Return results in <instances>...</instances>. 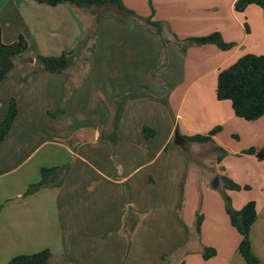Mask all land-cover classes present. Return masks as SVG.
<instances>
[{
    "label": "crops",
    "instance_id": "0c3cea01",
    "mask_svg": "<svg viewBox=\"0 0 264 264\" xmlns=\"http://www.w3.org/2000/svg\"><path fill=\"white\" fill-rule=\"evenodd\" d=\"M122 1L137 15L163 25L166 47L159 35L132 19L120 22L105 17L92 68L85 80H80L79 69L72 70L79 86L66 113L52 118L66 76L40 72L19 93L20 80L32 71L37 56L73 50L93 17L69 4L53 7L39 0H0L3 42L12 44L24 37L30 57L28 62L17 59L14 72L0 83V123L10 99L18 96V116L0 143V264L8 262L10 251L46 249L57 264H153L149 258L154 255L155 264H247L238 251L241 235L217 197L201 205L203 214H198L204 219L197 232L189 188L194 174L180 145L169 146L173 140L189 145L187 137L221 126L214 141L202 146L216 150L230 146L238 155L224 136L249 123L261 128L257 138L264 142V117L255 122L239 119L230 101L216 97L220 71L247 54L264 55L263 10L251 5L236 12L237 0ZM214 32L235 47L222 51L215 45L192 46L184 51L174 41V35L186 40ZM164 48L167 60L161 67ZM140 92L167 103L129 101L120 123L122 142L114 148L101 139L112 117L110 106ZM144 126L156 131L153 139L144 136ZM73 142L78 145L72 147ZM243 156L250 162L252 156ZM66 165L70 172L61 187L23 197L31 184L40 181L42 168ZM262 165L257 173L244 177L246 182L229 168L223 172L218 167L215 176L259 186L260 199L237 193L231 198L236 210L256 201L258 219L250 237L253 252L264 264ZM16 198L22 201L7 204ZM205 248L215 249L216 256L204 259Z\"/></svg>",
    "mask_w": 264,
    "mask_h": 264
},
{
    "label": "trees",
    "instance_id": "16d2710c",
    "mask_svg": "<svg viewBox=\"0 0 264 264\" xmlns=\"http://www.w3.org/2000/svg\"><path fill=\"white\" fill-rule=\"evenodd\" d=\"M151 2L152 0H148ZM39 2L49 5L58 6L69 4L76 9L89 12L93 17V23L86 28L85 35L77 46L60 56H37L34 67L25 78L20 80L19 93L29 85L31 80L40 72H47L53 75H65L64 91L61 103L55 112L50 116L56 118L66 113V109L72 94L76 91L79 84L74 82L72 70L79 60L83 63L84 73L78 71L81 76L80 80H85L86 75L93 66V55L99 43L100 22L107 16H113L118 21L132 19L140 26H145L162 38L164 47L168 40L164 36V27L160 22L153 21L152 18H143L134 11L125 6L122 0H39ZM251 5H257L263 10L264 0H237L235 3L236 12L243 13ZM174 41L184 51L192 46L215 45L222 51H229L235 47V44L228 43L224 40L219 32H214L203 37L188 38L180 40L174 35ZM19 58L30 60L29 45L24 37H19L12 44H5L2 40V29L0 26V83L4 82L15 70L16 60ZM167 55L164 48L161 67L166 64ZM216 97L219 101H230L235 117L248 122H255L264 117V55L247 54L238 59L233 65L219 72L216 87ZM135 99H150L159 101L163 104L166 100H156L144 92L133 93L115 100L110 108L112 117L108 126L101 135L102 140H108L114 147L122 142L120 134V123L124 115L126 105L129 101ZM18 116V96L12 97L9 101L8 112L0 123V143H2L10 133L14 122ZM143 134L147 139H153L156 131L147 126L143 127ZM222 131L221 126H217L208 133H197L186 140L190 143L205 145L214 141V137ZM221 151L217 162L221 163L226 154L222 147L217 148ZM216 150V151H217ZM224 154V155H223ZM244 154L255 155L258 159L264 160V148L257 150L251 148ZM70 172V166H58L41 169V179L39 182L31 184L24 194V198L34 195L37 192L50 188L61 187L66 181ZM224 182V189L227 191L250 190L249 186H240L227 176H221ZM225 211L229 217L232 227L241 235V242L238 247L240 255L247 264H262V261L255 255L252 248L251 229L258 219V208L256 201H250L240 210L233 208L230 197H225ZM0 205V213L2 210ZM203 215H197L196 229L200 233L203 222ZM135 226L131 228V231ZM53 253L46 249L35 254L19 255L11 259L7 264H49ZM216 256L213 248H205L203 252L204 259L208 260Z\"/></svg>",
    "mask_w": 264,
    "mask_h": 264
},
{
    "label": "rangeland",
    "instance_id": "374dc122",
    "mask_svg": "<svg viewBox=\"0 0 264 264\" xmlns=\"http://www.w3.org/2000/svg\"><path fill=\"white\" fill-rule=\"evenodd\" d=\"M75 68H76V70L79 69V71L81 73H84L83 63L81 60H79L77 62V65L75 66ZM59 116H62V115H59ZM249 124L250 125H248V127L244 128V129H242V127L237 128L234 133L232 132L230 135L226 134L224 136L225 141H228L230 143L229 145H231V143H232L233 148H237L239 150L240 154L234 155L233 150L230 146H227L228 148L225 147L224 149L226 150V154L221 161L222 162L221 165L217 164V158L222 153H221V151H218V150L216 151L215 147H206V146H202L200 144L190 143V142H189V145H184L182 142H180L178 140H176V142H175V140H173L171 145L169 146L170 148H176L177 146L180 145L179 149H182V152L185 153V156L189 159V167L192 171V172H190V174H192V173L194 174V178H193L192 184H191L192 186L189 185V188H190V195L195 200V210H196L197 215L200 212L203 214L201 205L203 204V206H205V200L207 198H210L211 196L217 197V199L222 202L221 210L223 211V213L225 214L226 217H227V215L225 213V205H226L225 197L226 196L230 197L232 206L234 208V203H233L232 198H231V193H234V194L237 193L238 196H242L244 194H249V195H252L254 198L255 197L257 199L261 198V190H260L259 186L253 181H250L249 182L250 184H248V183L247 184L246 183L245 184L237 183L240 186H249L250 187V190L243 189L242 191H239V192L238 191H227V190H225L224 189V182L220 178H219L218 188H214L212 186V184L215 182L216 178L218 177V176H215L218 167L223 172H224V169L228 170V168L233 169L235 173L237 171L239 173V174H237V177L240 180L242 179V177L243 178L244 177L245 178L251 177L252 171L257 173L259 171V169L262 168V166H263L262 164L264 163V160L258 159L255 155L252 156V155L244 154L246 151H248L251 148H256L257 150H261L262 148H264V142H262V144H260V142L257 138L259 136V131L261 128L256 126V125L255 126L252 125L253 123H249ZM232 135H235L238 137H235V139H234ZM255 142H256V145H255ZM109 143H111V142L109 141ZM77 145L78 144L76 142L72 143V147L77 146ZM111 145H112V143H111ZM116 147H114V148H116ZM243 155H247V157L252 156V157H249L250 162ZM226 159H229V161L223 162ZM114 160H115V162H117L116 159H114ZM40 175H41V172H40ZM245 178H244V180L246 182ZM40 179H41V177H40ZM188 184H189V182H187V187H188ZM181 202H182V200H181ZM35 252L36 251L27 252V253L23 252L22 253V252H18V251H13V252L10 251V257L11 258L8 260V262L11 259H13L14 257L19 256L20 254L25 255V254H29V253H35ZM53 258H54L53 261L51 258L49 264H57V259H55V256ZM162 258L164 260H166L165 256H162ZM149 259L154 260V261H152L153 264H155L157 262L155 255Z\"/></svg>",
    "mask_w": 264,
    "mask_h": 264
},
{
    "label": "water",
    "instance_id": "95a60500",
    "mask_svg": "<svg viewBox=\"0 0 264 264\" xmlns=\"http://www.w3.org/2000/svg\"><path fill=\"white\" fill-rule=\"evenodd\" d=\"M176 137H179L178 132L176 133ZM79 140L82 141L81 138H80ZM212 186H213L214 188H218V186H219V177L216 178V180H215V182L212 184ZM21 201H22L21 198H16V199H13V200L9 201L7 204H14V203H18V202H21Z\"/></svg>",
    "mask_w": 264,
    "mask_h": 264
}]
</instances>
